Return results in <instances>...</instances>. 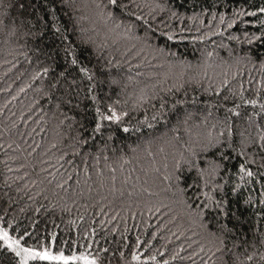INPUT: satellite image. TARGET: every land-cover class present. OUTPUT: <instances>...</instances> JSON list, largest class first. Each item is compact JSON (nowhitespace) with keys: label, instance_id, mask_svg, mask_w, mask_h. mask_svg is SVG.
Masks as SVG:
<instances>
[{"label":"trees","instance_id":"obj_1","mask_svg":"<svg viewBox=\"0 0 264 264\" xmlns=\"http://www.w3.org/2000/svg\"><path fill=\"white\" fill-rule=\"evenodd\" d=\"M101 2L0 0V224H11L13 236L27 231L26 245H47L66 255L90 252L105 264L120 252L121 264H264L259 183L235 199L228 196L239 221L228 222L232 231L223 246L190 223L183 203L192 204L198 195L189 185H202L197 171L185 162L190 148L199 154V166L207 167L220 152L235 156L227 148L225 124L237 142L241 133L256 137L257 123L264 126V114L249 121L264 103V45L254 44L249 60L244 58L249 46L242 43L244 32L259 34L264 14L257 9L264 0H136L165 5L154 23L163 19L168 26H161L162 31H171L174 38L168 40L158 31L151 43L172 54L149 51L138 58L141 66L131 70L119 53L108 66L110 49L96 46L106 31L97 8ZM168 8L181 18L168 19ZM241 8L257 14L236 19L233 13ZM141 12L147 15L149 8ZM232 19L236 23L228 27ZM234 35L239 42L229 39ZM81 37H91L95 44ZM67 44L83 65L105 73L94 89L97 101L90 99L86 80L78 94L70 93L60 76L69 69L63 51ZM111 78L117 83L111 84ZM252 99L258 101L256 106L243 102ZM108 105L127 115L119 122L101 121V130L94 132L96 108L107 114ZM222 130L224 137H219ZM208 138L223 142L219 150H209L211 155L199 147ZM241 162L237 158L225 163L235 173ZM205 190L211 186L200 189ZM249 192L253 202L243 205ZM104 248L108 253L100 251ZM133 252L140 254V261L132 260ZM177 252L181 258L171 259ZM151 255L156 261L145 259ZM246 256L253 260L248 262Z\"/></svg>","mask_w":264,"mask_h":264},{"label":"snow or ice","instance_id":"obj_2","mask_svg":"<svg viewBox=\"0 0 264 264\" xmlns=\"http://www.w3.org/2000/svg\"><path fill=\"white\" fill-rule=\"evenodd\" d=\"M142 7H148L149 12L145 15L141 12ZM100 9V17L105 22L106 31L104 34V40L101 44L96 45L98 50L103 51L105 48L110 49L109 56L107 59V65L111 66L112 61L115 58V54L119 53L121 57L124 58V63L129 65V69L133 67H140L142 60H138L143 55L149 51L158 52L161 55H170L172 53H166L164 48L155 47L151 41L156 33L159 31L162 35L166 36L168 40L174 38V33L171 31L163 32L161 26H168L162 19L157 23H154L157 16L161 12H165V5L160 3H154L153 5H141L137 3L136 0H128L127 3L124 0H106V3L102 2L97 5ZM119 11V15H118ZM167 11L170 13L168 19L181 18V14L168 8ZM257 12L264 14V6H260ZM256 12H247L243 8L237 10L233 13L236 19L243 16L255 17ZM121 16H127L128 21L121 19ZM215 17V13H213ZM151 17V19H149ZM196 17H190V19H195ZM236 19H232L228 22V27H232L236 23ZM247 23V21H242ZM220 23H224V14L220 15ZM110 25V26H109ZM260 31L259 34L244 32V40L242 43H246L249 47L248 50L244 52V58L249 60L252 59V46L254 44L264 45V21H260ZM55 27V25H53ZM143 31V34H138L139 30ZM59 32L60 29L56 28ZM183 31V29H181ZM61 38L65 41L68 40L67 36L61 34ZM203 39V37H200ZM229 39L240 41L239 36H230ZM84 43H93L91 37L85 39L81 37ZM65 59L68 62L69 69L60 73L61 77H65L66 86L69 92L78 91L84 80L88 83L86 85V91L90 95L92 101H97V96L94 95V89L98 84L102 83L101 77H104L105 73L102 69H93L85 66L78 59L75 54L71 44H67L64 49ZM211 55V53H209ZM70 58V59H69ZM132 60H138L136 65L131 64ZM117 66H119L120 61H116ZM261 69H264V59L260 60ZM44 75L48 74V68L42 69ZM75 73V75H73ZM139 75V73H137ZM68 77H71L69 80ZM111 84H116L115 78H111ZM227 83V80L224 81ZM145 97L141 96V99ZM241 99H243V92L241 91ZM246 104H251L256 106L258 101L243 100ZM163 107V105H161ZM108 112H102L100 107L96 108V114L98 120L96 122L94 132H99L102 128L101 121H116L119 122L122 116H126V112H117V110L112 106L108 105ZM259 112L253 111L252 116L249 117V121H252V117H259L264 114V103H259ZM233 111V110H230ZM237 116L240 115L239 112L235 113ZM258 133L256 137L251 135H244L241 133V139L237 142L233 139L232 128L229 124L224 125V129L227 130V148L231 153H235V156H230V153L220 152L218 158H214L207 162V167H200L199 163L195 159L198 157V153L191 148L189 149V157L186 159V163L189 165V169H195L199 180V183H194L189 185L190 188H196L198 195L193 200L192 204H188L187 200L183 201L185 207L188 209V217L191 224L203 229L208 237L213 238V240L223 246L224 239L227 238L228 233L232 231L228 227V222L230 219H235L239 221V217L236 215V211L232 209V200L228 199L231 195L233 199L239 196L246 187L249 185H254L256 183L260 184L259 188V198L258 203L264 206V126L256 124ZM128 129L125 128V131ZM219 137H224V130L219 133ZM223 142L220 138H208L202 141L199 145L201 152L212 154L209 150L218 149V146H222ZM242 158V162L236 166L235 173H231V169L228 168L226 161L229 159ZM179 168L180 165L177 164ZM231 173V174H230ZM169 179V177H165ZM179 180V177H177ZM211 186V191H200L201 187L203 189H209ZM179 191L183 194L185 189L181 188ZM203 196V201H199V197ZM199 201V202H197ZM253 202V197L251 192H249L247 198L243 199V205H251ZM240 203V201H238ZM211 215L212 220L208 221L206 218ZM223 221V222H221ZM9 228L11 224L6 228L0 224V264H29L30 261H46L49 264H105V260L99 255H93L90 252H77L73 251L71 254L66 255L63 250L53 251L47 245L34 247L31 245H26L24 237L28 236L27 231L24 232L23 236H13ZM215 228V231L212 229ZM183 233H181L182 235ZM195 234V233H194ZM55 235L53 234V241ZM91 245H89V248ZM103 253H108V249H101ZM180 251H184L183 247ZM200 251L203 252L204 248L201 247ZM216 251H222V247H217ZM181 258L179 253H173L171 259L175 260ZM191 259V257H188ZM124 259V253L120 252L119 257H116L115 253L108 259L107 264H121ZM146 260L156 261V256L151 255L145 258ZM264 260V255L261 256ZM133 261H140L141 256L137 252L132 253ZM246 260L251 262L253 256H246ZM156 264H160L159 261ZM163 264H169L168 260H164Z\"/></svg>","mask_w":264,"mask_h":264}]
</instances>
